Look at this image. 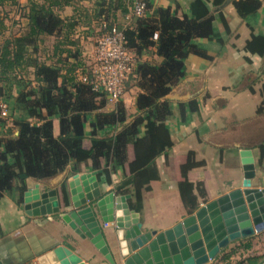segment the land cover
<instances>
[{"label": "trees", "instance_id": "trees-1", "mask_svg": "<svg viewBox=\"0 0 264 264\" xmlns=\"http://www.w3.org/2000/svg\"><path fill=\"white\" fill-rule=\"evenodd\" d=\"M22 1L24 5H20L19 0H0V97L13 99L14 106L8 119L0 118V198L14 190L21 198L20 175L40 181L54 177L70 163L74 171L87 162L97 168L99 157L107 163L103 174L109 182L113 169L122 170L126 146L133 141L138 160L129 164V176H124L115 190L118 195L132 196L134 203L128 201V206L130 210L139 212L142 193L149 190L150 182L158 179L155 159L172 147L165 128V121L172 111L162 99L185 77L184 59L188 55L209 59L194 46L195 41L223 44V39L213 31V16L207 0H192L188 15L182 19L162 8L151 12L150 0H131L127 4L121 0H98L91 15L92 25L84 26L78 9H75L78 12L76 17L63 19L58 15L81 0ZM223 1L212 0L211 4L219 7ZM136 2L144 4V17H131L133 26H124L117 15L130 14ZM232 6L237 16L244 20L256 14L262 0H236ZM6 7L16 8L23 23V28L15 34L9 32L5 25ZM219 18L228 34V26L221 14ZM104 24L115 25L123 31L126 47L138 61L134 77L127 84L137 86L140 94L134 104L137 116L114 137L99 140L94 138L97 129H116L124 123L125 114L121 108L114 113L97 114L106 106V96L93 91L89 59L83 57L82 40L76 35L80 28L85 27L82 35L101 36L105 31L102 28ZM3 31L7 32L5 37ZM154 34L157 35L156 40L153 39ZM48 39H52L51 45L47 44ZM149 48H155L161 59L159 65L139 62ZM243 52L264 57V35L251 33ZM245 60L249 62V59ZM82 75L87 77V82L78 80ZM30 77L33 81L29 80ZM260 94L263 102L256 110L258 115L264 114V89ZM92 114L95 115V123L92 124L90 147L85 149L82 144L84 126ZM7 120H11L17 129L15 138L8 137L10 132L3 130ZM53 120L58 121L57 138L52 134ZM258 150L263 158L264 144ZM202 166V162L195 161L193 153H188L185 163L180 166L181 181L177 190L188 215L198 209V198L205 201L202 184L193 185L187 179L190 170ZM65 188L64 181L61 184L64 197ZM249 240H242L246 242L241 247L243 250L251 248ZM235 254L236 251H223L220 261L228 262ZM262 259L264 255L247 257L235 264H258Z\"/></svg>", "mask_w": 264, "mask_h": 264}, {"label": "crops", "instance_id": "crops-1", "mask_svg": "<svg viewBox=\"0 0 264 264\" xmlns=\"http://www.w3.org/2000/svg\"><path fill=\"white\" fill-rule=\"evenodd\" d=\"M85 1V0H84ZM83 1V2H84ZM89 3V0H87ZM94 4L98 0H91ZM108 1V0H107ZM124 4L131 0H121ZM236 0H224L219 7L212 6V0H207V7L213 16V31L223 39V44L197 40L194 46L209 59H202L196 55H188L184 59L185 77L179 80L171 91L162 99L171 108V116L165 121L172 143V147L157 157L154 166L158 179L149 184V190L142 193L138 214L141 232H156V236L172 228L189 215L182 206L177 185L181 181L180 166L186 161L188 153L194 154L196 162L203 166L190 170L187 179L193 185L201 183L205 192V201L198 198L199 206L216 200L217 198L237 189H241L244 176L240 163L239 153L249 150L254 160L255 177L251 180L253 188H264V157H260L258 147L264 144V114H256V110L263 102L261 91L264 89V57L251 56L243 52L244 44L251 33L264 35V0L256 14L240 19L232 3ZM82 2V3H83ZM192 0H150L151 12L157 8L169 10L170 14L182 19L188 15ZM74 7L65 8L58 12L60 18L76 17ZM95 11L94 5L81 9V25H92L91 15ZM221 14L228 26L229 33L224 31L220 21ZM124 26L132 27L131 20L125 21L123 16L117 15ZM120 17V18H119ZM83 57L88 58L93 50L96 37L82 35ZM93 42V43H90ZM249 59V62L245 60ZM139 62L159 65L161 59L156 55L155 48H149ZM29 80L33 81V77ZM253 91V92H251ZM140 94L137 86L130 83L124 88L122 98L117 102H108L97 114H110L118 108L123 109L125 121L116 129L110 131L98 128L94 138H112L119 133L124 125L129 124L136 116L135 98ZM15 95V94H13ZM10 111L13 110L11 99ZM95 115L88 117L84 126L83 147H90L92 124ZM4 131H9L8 137L15 138L17 129L11 120L5 122ZM143 132V131H142ZM52 134L57 138L59 134L58 121H52ZM137 149L133 141L126 146V161L121 169H113L107 181L103 170L107 167L105 160L97 158V168L93 163L80 164L77 171L70 163L64 171L52 178L36 181L26 178L28 188H38L41 191L55 189L60 206H63L61 184L74 174L98 172L96 179L106 192H113L116 187L129 176V164L137 161ZM109 164V163H108ZM109 169V168H108ZM20 185V184H19ZM18 185V186H19ZM196 194V192H194ZM131 203L134 199L130 196ZM127 201V203H128ZM130 209V208H129ZM102 235L115 264H123L131 253L128 250V241H124L122 232L113 224L103 227ZM264 238V229L250 237L251 248L243 250L246 243L238 240L230 244L228 250L242 254V259L261 256L253 253L254 244ZM247 239V238H246ZM158 246L155 237L152 238ZM57 247H65L76 254L86 264H108L89 243L76 236L58 215L30 217L23 212V203L20 202L18 191L14 190L0 198V263L1 264H38L37 259ZM222 253V252H221ZM221 253L213 260L214 264L231 263L220 261ZM210 262L208 264H211Z\"/></svg>", "mask_w": 264, "mask_h": 264}, {"label": "water", "instance_id": "water-1", "mask_svg": "<svg viewBox=\"0 0 264 264\" xmlns=\"http://www.w3.org/2000/svg\"><path fill=\"white\" fill-rule=\"evenodd\" d=\"M239 157L244 172L241 189L199 206L193 214L157 236L154 231L141 232L138 214L127 203L129 195L104 191L96 179L99 171L68 178L63 206L55 189L28 188L27 177L20 175L23 188L20 202L27 216L58 215L76 236L88 240L108 264L115 263L97 217L103 225L113 224L122 232L124 241L129 242L131 253L123 264H207L230 244L264 229V188L251 186L255 177L251 152L243 150ZM37 263L86 264L65 247L40 256ZM258 264H264V259Z\"/></svg>", "mask_w": 264, "mask_h": 264}, {"label": "built area", "instance_id": "built-area-1", "mask_svg": "<svg viewBox=\"0 0 264 264\" xmlns=\"http://www.w3.org/2000/svg\"><path fill=\"white\" fill-rule=\"evenodd\" d=\"M144 14V4L136 2L130 14L123 16V19L143 18ZM102 28L105 31L96 37L89 56L90 83L93 91L103 93L108 102H117L122 98L126 84L134 77L138 61L126 47L122 30L110 24H104ZM156 38L154 34L153 39ZM78 80L85 83L87 77L82 75ZM9 113L8 103L0 97V118L8 119Z\"/></svg>", "mask_w": 264, "mask_h": 264}, {"label": "rangeland", "instance_id": "rangeland-1", "mask_svg": "<svg viewBox=\"0 0 264 264\" xmlns=\"http://www.w3.org/2000/svg\"><path fill=\"white\" fill-rule=\"evenodd\" d=\"M81 0V1H76V5H77V9L81 11L88 8V7H91V5L93 6L94 4H91L92 1L89 0V3L87 0ZM83 2V3H82ZM19 3L20 5H24V1L22 0H19ZM78 11V12H80ZM18 11L16 8H4V15L6 17V22H5V25L6 27L9 29V32L15 34L16 32L20 31V29L23 28V23L21 20H19L20 18H18V15H17ZM4 33V37L6 36L7 32L6 31H3ZM95 33V32H94ZM2 41V36H0V42ZM47 41H49L47 44L48 45H51L53 42H52V39H48ZM90 43H93V42H90ZM84 50V49H83ZM5 100L6 102L8 103V105L10 106V104H12V101L9 99V98H6L5 97ZM250 241V240H249ZM235 243V242H234ZM251 244V242H250ZM232 248H234L233 250L235 251V249H239V247L236 246V244H233ZM231 251V250H228V252ZM227 252V253H228ZM253 253H260L261 255H264V238L258 240L255 244H254V251ZM221 257V256H220ZM219 257V258H220ZM242 254L239 252L234 256V258L232 259V262L231 263H236L238 262L239 260H241L242 258ZM209 263V262H208ZM207 263V264H208ZM211 263V262H210ZM211 264H214L213 262Z\"/></svg>", "mask_w": 264, "mask_h": 264}]
</instances>
